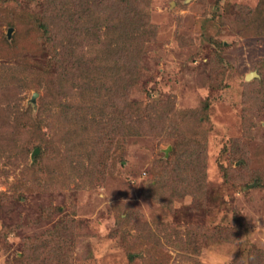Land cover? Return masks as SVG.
Listing matches in <instances>:
<instances>
[{"label":"rangeland","instance_id":"obj_1","mask_svg":"<svg viewBox=\"0 0 264 264\" xmlns=\"http://www.w3.org/2000/svg\"><path fill=\"white\" fill-rule=\"evenodd\" d=\"M64 1L0 0V264H42L64 227L61 264H264L260 0H143L138 18L113 23L125 44L118 101L140 110L123 119V158L100 173L86 152L93 143L114 153L97 138L113 128L97 94L113 101L98 79L71 81L83 70L104 77L110 59L102 65L93 44L106 37L69 53L65 29L78 18ZM92 8L110 30L108 13ZM87 20L80 28L93 32ZM207 106L204 146L182 138L176 152L169 111Z\"/></svg>","mask_w":264,"mask_h":264},{"label":"trees","instance_id":"obj_2","mask_svg":"<svg viewBox=\"0 0 264 264\" xmlns=\"http://www.w3.org/2000/svg\"><path fill=\"white\" fill-rule=\"evenodd\" d=\"M65 1L67 4L70 5H72L71 3H73L72 16H74V18L75 17L78 18L75 21H72L70 24H67V27L65 29L67 36L70 37L68 41L71 47L69 48L68 52L69 53L75 52L76 50L82 51L83 46L77 45L79 39L81 38L89 39L90 36L96 37L104 34L106 38H104L103 41L99 40L97 43H94L93 47L96 49L95 51H97V48L99 47L98 56H100L99 59L102 65H104L103 61H105L106 59L111 60V61L109 60L108 71L104 70V72L107 71V73L103 75L104 77H102V75L96 76L92 70H90V72L87 70H83L79 72L77 78H72L71 81L74 82L77 85V87H80L82 85L84 86L92 79H94L95 81H97L98 79L100 80L101 84H103L101 85L102 86L101 89L106 90L105 91L106 98H110L111 101H113V102L108 101L111 103L105 104L107 103V100L103 99L100 94L99 95L97 94V99L100 100L101 104L104 105L105 107L104 109L107 110L108 113H110V122L113 126L112 130L108 131L109 134H107V136L103 134V135H99L97 138L98 141L103 144L104 148L109 147L114 150V153L100 154L97 151H95L96 150L95 148H101V147L96 146L93 143L89 144L88 150L86 152V154H88V156L90 157L87 158L88 157L87 156L86 159L94 160L95 163L96 162L99 163V165L95 164V167L99 168V171L97 172L100 173L101 171H105L107 159L111 158L112 160L114 157L113 154L117 153L115 155L119 156L120 160L121 158H123L122 154L124 148L122 147V142L124 137L121 136V133L124 131L125 128V127L123 128L124 125L123 119L124 117H128L127 113H132V112L135 113L140 110L139 107L136 106L134 107L128 103H126V105L122 107L120 101H118V99L121 98V93L118 91V89H120L121 86H124L125 75L122 73L123 67L119 63V61L115 58V54L119 52L125 44L117 41V39L119 38L116 37L117 28L121 27V25H114L113 23H115L116 21L119 23L125 22L128 18H134V17H135L134 19L138 18L137 15H139L141 12L137 11L138 9L137 6L138 3H143V0H65ZM65 1L63 3V6H65ZM94 5L98 7L97 10L101 11L102 13L103 12L108 13V16L106 17L112 20V22L111 20L108 21V27L110 28V30H108V28H106V26L103 23L99 24L98 22H95L97 19L94 15H92V12L90 11V9H93L92 6ZM85 6L90 9H85L84 8ZM114 7L117 8V11L114 10H112V12L109 11ZM67 10L70 11L72 10V8L69 7L64 8L65 13L67 12ZM79 13H82L83 15L81 16ZM251 13L253 15L252 19L257 24V26H254L253 34L264 35V0H260L258 5ZM85 18H87L89 21L93 20V22H95L93 32L88 30V28L86 27H83V29L80 28V23H84L83 20H87ZM134 22H136L135 20H133V24L137 25V23ZM76 24H78L79 27ZM244 31H248V27L244 28ZM86 34H91V35L87 36ZM71 38H73V40ZM72 43L74 45H72ZM101 46L103 49L101 48ZM79 57L85 59L86 55L83 53L79 55ZM83 59L81 60L82 64L84 63ZM102 78L104 80H102ZM80 95L82 96L83 94L81 93ZM119 108L121 110V114L117 115V113L115 114L114 111L119 110ZM208 108H209L208 106L201 108V114L199 112L193 113L191 111H184V110H176L174 112L169 111V115L171 116V119L169 120L167 134H169L170 137L171 136L173 137L175 150L178 148L177 147L178 142L182 138L184 145H195L198 147L204 146L205 142L207 141V135L209 133ZM183 129H186V131L183 132ZM176 133L179 135H176ZM75 144L76 146L74 145V147L76 148L78 145L77 143ZM177 151L178 150H176V152ZM75 164L78 165L77 161L74 160L73 165ZM164 165L165 166L162 168L163 173L160 174L157 178L158 182H160V185L164 184L163 188L168 182L169 175L170 174L172 175L175 170L179 169L178 162L176 161V159L171 160L169 163L165 160ZM227 173L228 171L224 170V176L226 177V179L228 177ZM176 180H178L180 184L184 183V181H182L178 176ZM120 219L122 218L118 217V221ZM122 220L125 221L124 219ZM236 230L237 229H235V231ZM58 231H56L55 234H53V236L56 237L55 240H56L57 248L54 250V252H51L48 255V260L41 261L42 264H61V257L64 256L62 251L67 250V246L64 247L66 240L60 242L57 237L67 234L68 231L66 227ZM236 232L240 234L239 230H237ZM234 239H238V238L235 237ZM65 256H67L66 253ZM262 257H264V255Z\"/></svg>","mask_w":264,"mask_h":264},{"label":"water","instance_id":"obj_3","mask_svg":"<svg viewBox=\"0 0 264 264\" xmlns=\"http://www.w3.org/2000/svg\"><path fill=\"white\" fill-rule=\"evenodd\" d=\"M257 73L256 72H250L248 75H247V79H250L252 77H254ZM38 152V149L34 151V154Z\"/></svg>","mask_w":264,"mask_h":264}]
</instances>
